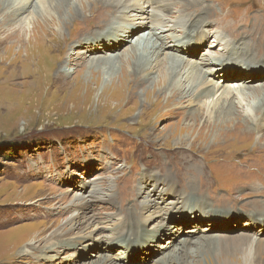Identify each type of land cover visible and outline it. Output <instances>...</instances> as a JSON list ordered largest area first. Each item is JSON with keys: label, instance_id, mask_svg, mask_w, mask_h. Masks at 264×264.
Masks as SVG:
<instances>
[{"label": "bare ground", "instance_id": "1", "mask_svg": "<svg viewBox=\"0 0 264 264\" xmlns=\"http://www.w3.org/2000/svg\"><path fill=\"white\" fill-rule=\"evenodd\" d=\"M254 1L256 4L248 1L239 5L231 0H224L223 7H220L219 4L212 6L213 0H56L55 6L50 5V0H1L0 41L10 40L14 43L17 40L20 42L24 40L18 46L19 51L23 44L27 46V53L23 51L24 55L19 52L17 58L7 57L6 60L2 58L5 64L13 66L24 61L28 64H36L42 57L37 55L35 49L32 52V47L47 46L52 33L61 38L65 35L69 23L78 20L77 17L82 10L84 15L90 14L94 6V10L97 8L94 16L98 19L92 17L90 28H87L89 25L86 21L87 17L78 21L77 37L104 28L114 29L84 43L86 50L91 51L87 55L92 57L93 65L97 66L91 70V73L100 69L103 80L106 83L110 82L103 88L105 93H109L113 87L123 91L125 87L122 82L127 76L132 82H138L136 86L142 87L146 84L147 89L153 88L152 95L155 98H160L166 92L167 99L177 98L179 102L175 109L178 116L195 115L200 108L204 110L200 126L197 129L195 127L191 129L189 126L183 130L184 134L181 133L178 140L173 141L174 146L182 148L178 150L183 153L177 152L180 156L172 155L168 158L152 156L159 162L154 167L147 164L149 167H145L146 171L141 174L137 186L130 185L129 178L127 185H121L122 181L118 180L116 189H110L111 191L97 185L92 187L95 200L112 196V191L117 192L118 209L123 215L117 217L115 221L104 220L102 223L95 221L97 225L95 227H98V230L110 228L115 232L114 238L107 245L109 248L115 245L124 247L122 260L125 262H130L144 251L148 235L165 234L162 229L159 231L164 221L154 224L149 220L155 213H162L166 217L167 232L172 233V236L166 241H169V245L162 244L167 249L160 250L161 257L153 260L165 264V259L172 255L171 252L175 255L180 249L174 245V242L188 240L187 237H181L182 233L175 234L173 226L176 225L186 236L194 235L191 232H196L194 229L183 230V227L177 225L179 222H174L173 226L172 223L169 225L168 212L189 210L199 215L196 223L200 222L203 216L236 223H241L240 221H243L241 219L245 218L241 228L253 234L250 236L251 248L245 260L248 261L252 257L253 264L258 262L264 264V248L262 244L257 246L258 241L264 236V141L261 142L264 139L262 135L264 134V85H252L256 79L264 78V1ZM65 7L67 11L63 12ZM98 9L99 13H97ZM26 13L32 17L35 24L29 36L23 35L24 27L21 23ZM210 35H213V42L205 48L201 60H196V49ZM134 37L136 38L133 43L122 50L126 43L132 41L130 38ZM82 45L80 42L78 46ZM65 48H70L69 53L73 47L66 45ZM29 49H31L30 53ZM102 49L107 50L104 51L106 56H96ZM68 53L65 57L71 61ZM67 70L66 72L62 70L61 75H69L71 71L67 73ZM91 73L89 72L90 75ZM166 108L168 109V106ZM173 108L174 106L170 107L168 113ZM190 109L192 112L189 114ZM195 117L194 120H197L198 115L196 114ZM154 129L160 130L156 125ZM171 129L173 130L174 127L168 132H172ZM222 129H226L225 133L231 134V138L238 136L239 140H253L254 148L249 146L238 152L232 151L219 156L214 152L198 154L193 148L190 154L184 151L193 146L187 144L183 148V144L178 142L179 139L192 142L193 138H200L202 146L200 149L208 150V147L214 143L222 141L220 133ZM259 144L260 147H256ZM232 145H235V140ZM241 189L245 190V193L236 196L235 193ZM135 194L139 197V202L130 205ZM170 195H174V199H169ZM86 198L83 197L82 200L87 202ZM151 199L158 201L146 206L147 200ZM171 200L173 203H170ZM75 204L65 225L60 226L49 236H44L46 231L42 230L39 233L42 238L37 244L19 247L34 238L31 233L22 238L16 248L7 244L0 251V264L15 262L16 257L21 253L33 254L38 249L46 251L71 245V239L64 238L67 235L66 227L73 230L78 219L85 215L81 205ZM90 209L92 213L97 210L91 206ZM211 209L223 214H233L234 210L242 209L244 214H241V218L236 217L237 215L220 217ZM227 227L230 226L224 229ZM92 230L87 229L80 235L86 237ZM138 230L141 232V238L130 243L129 236ZM99 233L105 235L101 231ZM231 255H237V252ZM242 256L238 257L242 258ZM110 264L114 263L110 262Z\"/></svg>", "mask_w": 264, "mask_h": 264}, {"label": "rangeland", "instance_id": "2", "mask_svg": "<svg viewBox=\"0 0 264 264\" xmlns=\"http://www.w3.org/2000/svg\"><path fill=\"white\" fill-rule=\"evenodd\" d=\"M55 1L50 0V5ZM223 1L213 0L211 4L212 6L219 4L223 7ZM248 1L255 3L254 0H231L239 5ZM1 4L0 0V12ZM96 9L94 10L93 6L90 14L86 15L82 10L77 17L78 20L69 23L65 35L61 38L52 33L47 46L32 47V52L35 49L37 55L42 57L36 64H28L25 61L13 66L5 64L2 62L4 58L5 60L7 57L17 58L18 53L23 54V51L27 53V46L23 44L19 51L18 46L22 44L23 39L21 42L17 40L14 43L10 40L0 41V251L7 244L16 248L22 238L29 233L34 238L19 247L37 244L42 238L39 236L42 230L46 231L44 236H49L60 226L65 225L73 212L75 203H79L85 212V215L78 219L73 230L66 227L67 235L64 238H70L71 245L46 251L38 249L33 254L21 253L11 264H110V262L164 264L153 259L161 257L160 250L167 249L162 244L169 245V241H166L172 236V233L167 232L165 215L155 213L149 219L154 224L164 221L159 231L162 229L165 234L148 235L144 251L130 262H125L122 260L124 247L115 245L109 248L107 245L114 238L115 232L110 228L98 230V227H95L97 226L95 221L99 223L104 220L115 221L117 217L123 215L118 209L117 192L112 191V196L95 200L92 187L97 185L108 191L115 190L118 180L122 181L121 185H127L129 178L131 180L129 184L137 186L138 179L146 171L145 167H154L158 164L159 160L152 156L168 158L172 155L180 156L177 152L183 153L178 150L182 148L174 146V142L189 126L191 129L194 127L197 129L200 126L204 110L200 108V111L196 113L197 120H194L196 114L178 116L175 109L179 102L177 98L167 99V92L160 98H155L152 95L153 88L147 89L146 84L142 87L136 86L138 82H132L127 76L122 82L125 87L123 91L113 87L109 91L110 94L107 92L106 94L103 88L110 82L106 83L103 80L99 68L97 72L91 73V70L97 66L93 65L92 57L87 55L91 51L86 50L84 43L114 29L104 28L92 34L77 37L79 31L77 22L87 17L86 21L89 24L87 28H90L92 17L98 19L94 16ZM63 10L66 12L67 8ZM21 23L24 31L21 29L20 32L23 31V35L29 36L35 25L32 17L26 13ZM135 38H130L132 41L126 43L122 50L128 48ZM212 39L213 35H210L196 49V60H201L205 48L213 42ZM80 42L82 46H78ZM66 45L73 47L69 53L70 48H65ZM104 51L107 50L102 49L96 56H106ZM28 52L30 53L31 49ZM67 53L71 61L65 57ZM62 70L71 72L63 76L60 73L63 72ZM263 83L264 78L256 79L252 85H264ZM167 106L168 109L172 106L174 108L168 113ZM191 112L190 109L189 114ZM183 118L187 119L183 120ZM155 125L160 130H155ZM208 125H211L210 121ZM171 127L174 129L168 132ZM225 130H220L222 141L214 143L208 147V150L200 149L202 148L200 138H193L192 142L179 139L178 142L183 144V148L187 144L192 145V148L184 151L190 154L193 148L198 154L214 152L218 156L232 151L238 152L249 146L254 148L253 140H239L238 136L231 138V134H226ZM234 140L235 145H232ZM263 141L264 139L261 142ZM256 147H260V144ZM153 171L156 170L153 169ZM243 193L245 190L241 189L235 195L240 196ZM83 197H87V202L82 200ZM174 197L170 195L169 199ZM156 200H147L146 206L153 204ZM138 202L139 197L135 194L130 205ZM170 203H173V200ZM90 206L97 210L92 213ZM211 211L220 217L237 215L236 217L241 218V214H244L242 209L234 210L233 214H223L213 209ZM193 214L194 212L189 210L188 212L186 210L168 212L169 225L172 223L171 226H173L174 222H179L177 225L183 227V230L194 229L196 232H191L194 235L186 236L176 225L173 226L175 234L182 233L181 237H187L188 240L174 242V245L180 249L175 252V255L171 252L173 256L165 259V264H253L254 258L245 260L251 248L250 236L253 235L241 228L245 218L241 219L243 220L240 221L241 223H236L203 216L197 225L195 221L199 219V215ZM226 226L230 227L224 229ZM87 229L93 230L86 237H82L80 233ZM99 231L105 235L102 236ZM129 237L130 243L136 242L141 238L140 230L133 232ZM262 238L257 246L262 244L264 248ZM236 252L237 255H231Z\"/></svg>", "mask_w": 264, "mask_h": 264}]
</instances>
